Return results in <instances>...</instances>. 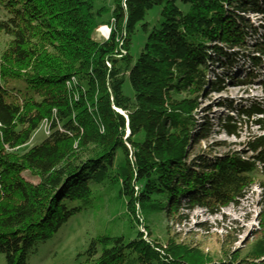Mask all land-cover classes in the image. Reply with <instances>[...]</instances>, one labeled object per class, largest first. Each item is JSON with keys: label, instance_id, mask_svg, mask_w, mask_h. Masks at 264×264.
<instances>
[{"label": "trees", "instance_id": "1", "mask_svg": "<svg viewBox=\"0 0 264 264\" xmlns=\"http://www.w3.org/2000/svg\"><path fill=\"white\" fill-rule=\"evenodd\" d=\"M112 1L104 21L108 9L95 13L93 0H0V33L10 38L0 60V254L6 264H29L100 191L123 202L138 228L132 239L96 237L77 264H264V100L222 104L234 114L220 119L229 136L247 122L262 132L240 150L212 156L200 148L212 132L209 115L196 132L206 87L246 83L230 51H246L264 31L248 18L264 17V0ZM154 7L161 22L149 30L141 23ZM139 26L149 34L135 60ZM101 27L108 38H95ZM254 47L249 81L264 71V37ZM215 64L224 73L209 80ZM127 77L133 99L123 91ZM9 80L25 82L21 98ZM40 127L46 140L21 153ZM253 185L260 229L242 251L228 236L214 252L158 236L157 218L182 223L196 208L216 214Z\"/></svg>", "mask_w": 264, "mask_h": 264}, {"label": "rangeland", "instance_id": "2", "mask_svg": "<svg viewBox=\"0 0 264 264\" xmlns=\"http://www.w3.org/2000/svg\"><path fill=\"white\" fill-rule=\"evenodd\" d=\"M93 6L95 13L101 8L108 9L107 12L103 13L102 20L107 21L111 18L112 0H93ZM161 10V7H154L148 12L145 21L141 24L148 23L149 30L159 27ZM248 18L255 27L264 24V17L262 16L250 14ZM2 19L3 13L0 11V21ZM256 33L253 42H249L250 46L246 51L239 49L230 51V53L236 54L237 59H242L238 60L234 75L243 78L242 81H246V83H237L238 79L228 80L221 92H212L206 87L204 96L199 99L200 109L196 117L198 119L196 132L204 124V117L209 115L213 124L212 132L207 139L202 138L200 148L203 151L211 149L212 156L221 155L227 151L240 150L253 137L262 134L258 127L247 122L245 125L243 124L238 136H229L221 128L220 120L223 116L234 115L228 108L222 106L223 103L233 104L238 109L245 100L248 102L264 100V71L258 72L252 81L247 78L252 74L250 59L259 56L254 46H256V42H261L264 37L262 29ZM108 34H105L101 27L97 29L95 38L106 39L109 37ZM148 34L149 32H145L139 26V31L133 36L131 55L135 60L142 52ZM9 39L5 33H0V60L8 47ZM213 57L219 58L214 54ZM210 70L212 73L209 80L216 79V74L224 73V70L220 69L217 64L211 65ZM225 78L229 77L225 76ZM6 85L11 93L19 98L26 92V84L22 80H9ZM123 91L129 98H134L128 77L125 80ZM208 91L210 95H208ZM46 138L44 128L40 127L31 141L20 149V152L29 151L34 146L40 145ZM217 143H225V147L216 146ZM198 148L197 145L194 146V153L198 151ZM100 195L102 192L99 191L92 208L73 218L55 234L49 243L41 246L37 254L31 257L29 264H77L87 259L86 253L89 251L92 241L98 236L105 234L109 236L123 235L126 239H132L138 226L130 222V215L127 213L124 203L114 201L112 195L104 196L102 199ZM261 201V189L258 185H253L237 205L221 208L216 214H211L203 208H196L183 212L185 216H183L182 223L174 222V220L166 219V217L157 218L158 236L161 241L165 242L168 239L167 234L171 233L173 238L181 242L202 243L206 251L211 252L217 250L218 245L225 241V236H228L229 240L234 243L232 250L242 251L253 241L255 231L260 229L258 215L261 211ZM140 231L147 238L144 227H141ZM0 264H6L5 256L2 254H0Z\"/></svg>", "mask_w": 264, "mask_h": 264}, {"label": "bare ground", "instance_id": "3", "mask_svg": "<svg viewBox=\"0 0 264 264\" xmlns=\"http://www.w3.org/2000/svg\"><path fill=\"white\" fill-rule=\"evenodd\" d=\"M102 30L105 32V34H108V28L107 27H102Z\"/></svg>", "mask_w": 264, "mask_h": 264}, {"label": "clouds", "instance_id": "4", "mask_svg": "<svg viewBox=\"0 0 264 264\" xmlns=\"http://www.w3.org/2000/svg\"><path fill=\"white\" fill-rule=\"evenodd\" d=\"M109 34H110V31H109ZM109 34H108V36H109Z\"/></svg>", "mask_w": 264, "mask_h": 264}]
</instances>
